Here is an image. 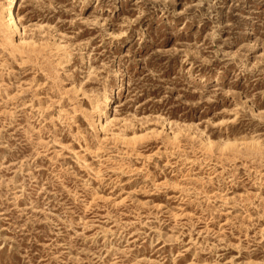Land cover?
<instances>
[{
	"label": "rangeland",
	"instance_id": "1",
	"mask_svg": "<svg viewBox=\"0 0 264 264\" xmlns=\"http://www.w3.org/2000/svg\"><path fill=\"white\" fill-rule=\"evenodd\" d=\"M15 15L0 264H264V0H18Z\"/></svg>",
	"mask_w": 264,
	"mask_h": 264
},
{
	"label": "bare ground",
	"instance_id": "2",
	"mask_svg": "<svg viewBox=\"0 0 264 264\" xmlns=\"http://www.w3.org/2000/svg\"><path fill=\"white\" fill-rule=\"evenodd\" d=\"M18 3V0H9V5L8 7L4 10L3 12V18H2V23L0 24V27H6L8 28V30H10L11 34L13 35V37H17L18 35L21 34V28L19 25V21L18 18L16 17V4ZM21 37V36H20ZM23 41V40H22ZM55 42V41H54ZM21 44V43H20ZM31 44V43H30ZM32 45V44H31ZM55 46V45H54ZM44 49V48H43ZM61 49V48H60ZM38 52V51H37ZM80 52V51H79ZM22 61V60H21ZM23 62V61H22ZM80 92V91H79ZM83 92V91H82ZM78 95V92H76ZM74 95V94H73ZM113 103V101L111 99H109L107 101V105L105 107H103V110H107L111 107V104ZM115 105V103H113V106ZM94 108V107H93ZM112 108V107H111ZM98 109V108H97ZM81 110V109H80ZM44 111V110H43ZM100 114L102 113V115L105 116V113H103V111L101 109H99ZM44 114V113H43ZM66 124V123H65ZM94 124V123H93ZM96 124V123H95ZM99 126L101 128H104L106 126L107 123H105V121H103L102 119L99 121ZM164 128V127H163ZM108 131V130H107ZM110 131V130H109ZM120 131V130H119ZM151 133V132H150ZM111 134V133H110ZM117 136V135H116ZM119 136V135H118ZM167 136V135H166ZM179 136V135H178ZM140 137V136H139ZM113 138V137H112ZM141 138H143L141 136ZM175 138V137H174ZM173 139V138H172ZM117 140V139H116ZM136 141V140H135ZM250 142V141H249ZM248 142V143H249ZM255 142V141H254ZM40 143V142H39ZM246 143V142H245ZM252 143V142H250ZM255 144V143H253ZM253 144H251L253 146ZM258 144V143H257ZM256 144V145H257ZM237 145V144H235ZM255 145V148H256ZM246 146V145H245ZM244 146V147H245ZM259 146V145H258ZM230 147V146H229ZM238 147V146H237ZM236 147V148H237ZM254 147V146H253ZM243 148V147H242ZM254 148V149H255ZM258 148V147H257ZM222 149V148H221ZM251 149V148H250ZM233 150V149H231ZM237 150V149H236ZM252 150V149H251ZM258 150V149H257ZM256 151V150H255ZM221 152V151H220ZM239 154V153H238ZM260 155V154H259ZM99 174V173H98Z\"/></svg>",
	"mask_w": 264,
	"mask_h": 264
}]
</instances>
